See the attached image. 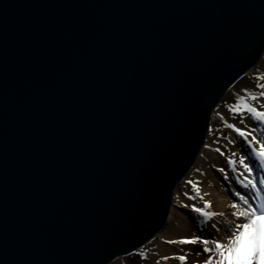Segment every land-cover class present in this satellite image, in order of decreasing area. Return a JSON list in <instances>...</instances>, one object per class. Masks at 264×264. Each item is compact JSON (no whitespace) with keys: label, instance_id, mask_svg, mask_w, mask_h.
<instances>
[{"label":"water","instance_id":"water-1","mask_svg":"<svg viewBox=\"0 0 264 264\" xmlns=\"http://www.w3.org/2000/svg\"><path fill=\"white\" fill-rule=\"evenodd\" d=\"M264 0H0V264H110L152 239Z\"/></svg>","mask_w":264,"mask_h":264},{"label":"snow or ice","instance_id":"snow-or-ice-1","mask_svg":"<svg viewBox=\"0 0 264 264\" xmlns=\"http://www.w3.org/2000/svg\"><path fill=\"white\" fill-rule=\"evenodd\" d=\"M258 87L264 89V83L259 84ZM259 97H264V91L258 95L254 93H248L247 96L240 95L234 104L228 105L233 114L241 116V124H244L243 116L246 113L252 120L259 122V129L252 128L250 131H245L241 127L225 121L229 129H233L239 137L243 138L247 149V154L241 155L238 160L229 157L227 161L232 171L238 173L236 176L237 183L247 190L245 194L233 190L234 196L239 198L240 203H233L230 207L238 209V211L232 212V217L238 222L233 225L224 213L206 211L210 208L209 201H204L202 207H197L195 204L191 205L192 211L201 217V224L207 225L216 216L224 217L223 224L227 232V243H222L216 238L203 239L200 235L167 241L169 244L179 245L201 244L202 252L196 253V255L208 254L204 264H264V110H258L253 103L249 102H255ZM257 131L260 132L259 138L253 134ZM216 150L219 151V149ZM235 155V153L232 154L233 157ZM249 160L255 163H247L246 161ZM257 165L260 170L258 176L255 174ZM238 166L242 167L244 171H239ZM220 171L224 172V169L221 168ZM224 178L228 179L227 173H225ZM188 183L192 184L193 191L196 193L189 198L196 200L199 196L200 199H203L197 184L191 180ZM185 195L187 196L188 193L186 192ZM184 206L187 207V205ZM211 227L219 232L216 224H212ZM140 255L143 257L145 253L141 252ZM187 255L186 253L175 258L181 264H185ZM162 259L168 260L169 257H162Z\"/></svg>","mask_w":264,"mask_h":264},{"label":"bare ground","instance_id":"bare-ground-1","mask_svg":"<svg viewBox=\"0 0 264 264\" xmlns=\"http://www.w3.org/2000/svg\"><path fill=\"white\" fill-rule=\"evenodd\" d=\"M263 54H264V51H263ZM258 62H260V60ZM261 77H264V73H261L258 76H254V78H255L254 83H250V85L247 87L248 90L245 91L244 94L252 93L250 90L258 91L256 93H260L261 91H263L264 89H261L258 87L259 84L264 83V79H261ZM235 83L231 87H233L235 85ZM230 88L227 91H229ZM224 96L222 97V99L224 98ZM222 99L220 100V102L222 101ZM220 102L217 104V106L214 108V110L211 113V116L209 119V128L207 130L206 143L203 147V150H202L194 168L188 174H186L183 177V179L178 183V185L175 187V189L173 191V197L171 199V205H170L169 212H168L167 218L165 220V223H164L163 227L158 231V233L153 237V238H155L156 236H158V238L164 243H158V241L155 240L151 244H149V246L145 249L146 253H149L150 251H155V255H156V257H153V259L148 260V262H147L148 264H158V262H159V264H181V262L178 259H176L175 257H177L179 255H184L186 253L188 255H187V259L185 261V264H204V260L207 258L208 254L196 255V253L202 252V245L199 243L196 245H193V244L179 245V244L167 243V241H169V240H179L181 238H191L192 236L197 235V233L195 232V230L191 224L193 218H191L189 211L185 210V209L192 210L191 205L196 204V203L191 204L189 202L187 203V201L184 199L185 186L183 185V182L185 185H189L188 181L186 183L185 179L187 178V176L190 175V173L191 174L193 173L191 175L190 180L196 184L198 183L197 186H199L200 190L203 192V194H205L206 201H209L210 198H212V200H214V202H210V208L206 209V211H214L217 213H223V211L221 212V210H218L216 206L221 204V206L229 209V208H231L230 205L235 203L234 201H231L229 199V197H227L228 196L227 190H222L221 183L218 180L217 181L213 180V178L216 179L219 176V175L216 176V172L213 170V168L216 167L218 170H220L222 165H223L222 168L224 169V172H222V173H224V174L227 173L228 179L233 180V178L235 179V177L238 175V173L233 174V172L231 174V170L229 171V168L227 167V165L225 166V160L223 159V157L218 156L217 154L212 152L213 146L208 139V132L210 129V125H211V122L214 118V113L216 112V109H217L218 105L220 104ZM261 102H260V100H257V101L252 102V103L258 109H260L259 106L261 104H262V107H264V105H263L264 102L263 103H261ZM222 117H223V115H221V118ZM233 124H235L237 127H241L245 131L251 130V129H249V127H248V129L244 128L245 125H243L241 123H237V124L233 123ZM225 132H226L225 130L220 129V131L218 133L219 137L216 140L217 144H219L220 150L223 151V153H224L223 155L224 156L229 155L230 157H232L233 159H236V160H238L241 155H246L247 149L244 145L243 138L239 137L235 133V131H233L231 134L230 144H227L226 142L223 143L221 136H223L225 134ZM253 134L257 135L258 138L260 136V133H257V132L253 133ZM249 139H251V137H249ZM214 149H216V148H214ZM233 153L236 154L234 157L232 156ZM246 162L247 163H255L252 160H249ZM238 168H239V171H241V172L244 171V169L242 167L238 166ZM209 169L212 172L209 171ZM255 174L257 176L260 174V170H259L258 165H257L256 171H255ZM218 179L220 180V178H218ZM210 182H212V183L216 182V184H217L216 187L215 188L210 187L211 186V185H209ZM186 188H187V186H186ZM240 191L242 193H246L247 190L240 188ZM203 204H204V201H200L198 207H202ZM184 205H187V207H185ZM181 208H185L184 210L186 211V213H188V215L185 212L182 213ZM234 211H238V209H233L229 213V219H231L233 225H235L238 222L232 217V212H234ZM192 212H194V211H192ZM190 213H191V211H190ZM196 216L198 217V220H196V221H200L201 217L199 216V214ZM216 217L223 224L224 217H220V216H216ZM193 221H194V223H196L195 220H193ZM223 226H224V224H223ZM204 233L205 232L203 231V234ZM217 239L220 240L222 243H227V232L225 231V227H223L222 232L221 231H220V233L217 232ZM131 253H133V252H131ZM127 255H129V254L118 256V257L114 258L112 261H114L115 259L120 260L121 257L127 256ZM162 257H169V259L165 260L166 262H164V259H162ZM213 258L215 259L216 257H213Z\"/></svg>","mask_w":264,"mask_h":264},{"label":"rangeland","instance_id":"rangeland-1","mask_svg":"<svg viewBox=\"0 0 264 264\" xmlns=\"http://www.w3.org/2000/svg\"><path fill=\"white\" fill-rule=\"evenodd\" d=\"M261 73H264V54L262 55L260 62L257 63L256 67H254L253 69H250L247 73H245V75H243L241 78H239L236 81L235 85L233 87H231L229 91L226 92L224 98L222 99V101L220 102V104L218 105V107L216 109V112L214 113V118H213L211 125H210V129L208 132V139L213 146L212 152L217 154L218 156L223 157V159L225 160V166L227 165V167L229 168V171L231 170V174L233 171L227 162L230 156L229 155L224 156L223 151L220 150L219 144H217V142H216V140L219 137L218 133H219L220 129L225 130L227 133L225 132V134L223 136H221L222 142L223 143L226 142L227 144H230L231 134L234 130L229 129L226 126L225 121L227 123H232V124L236 123L237 124V123H240L241 116L238 114H233L229 110L228 105L234 104L236 102L237 97L240 95H246L247 96V94H244L245 90H248L247 87L250 85V83H254V80H255L254 76H258ZM250 91L254 94H257V95L259 94V93H256L258 91H254V90H250ZM258 100H260V102L262 101L261 103H263L264 97H259ZM249 102H251V101H249ZM263 105H264V103H263ZM259 108L260 109H258V110H264V107H262V104L259 106ZM221 115H223L224 118L223 117L221 118ZM243 119H244L243 125H245L244 128H247V129H248V127H249V129H252V128L259 129L260 128L259 122L252 120L248 114L245 113L243 116ZM257 133H260V132L257 131ZM214 148L219 149V151H217ZM222 167H223V165L221 166V168ZM213 170L216 172V176L219 175L216 179L213 178V180H215V181L218 180L221 183L222 190H227V192H228L227 197H229V199L231 201H234L235 203H240L239 198L234 196V191H233V190H235V191L241 192L240 188H242L240 186V184L237 183L236 177H235V179L233 178V180H230V179L226 180L224 178V176H225L224 173H222L216 167H214ZM209 171H211V170L209 169ZM192 174L190 173V175L187 176V178L185 179L186 183H187V181H189L191 179ZM233 174H234V172H233ZM218 178H220V180ZM183 185L185 186L184 193H186V192L188 193L187 196L186 195L184 196V199L187 201V203L188 202L191 204L196 203L195 205L198 207L200 201H206L205 194H203V192L200 190L199 186H198V188H199L200 196H202L203 199H200V197L198 196L196 200H192L189 197L196 194L193 191L192 184L185 185L183 182ZM197 185H198V183H197ZM209 185H211L210 187L215 188L217 184H216V182H213V183L210 182ZM186 186H187V188H186ZM241 194H245V193L241 192ZM209 202H214V200H212V198H210ZM216 207L218 210H221V212L223 211V213H225V216L227 217L228 220H231V219H229V213L233 210L232 208L227 209L226 207L221 206V204L216 206ZM184 209L185 208H181L182 213L183 212L186 213L185 210H188L189 214L191 215V218H193V220H195L196 223H194V221L192 220L191 224H192L195 232L197 233V235H200L203 239H209V240H211L213 238L217 239V232L215 231V229H213L211 227V225L216 224L217 228H219V233H220V231L222 232L223 227H224L223 224L221 223V221L217 217H213L208 222L207 225H204V224H201L200 221H196V220H198V217L196 216V215H198L197 213L192 212V210H190V209H185V210ZM190 211H191V213H190ZM186 214L188 215V213H186ZM203 231L205 232L204 234H203ZM155 240H157L158 243H164L158 238V236H156L155 238L148 241L145 245H143L139 249L135 250L133 253H131L127 256L121 257L120 260L115 259L110 264H148L147 263L148 260L153 259V257H156V255H155V251H150L149 253H146L145 249L149 246V244H151ZM141 252L145 253V255L143 257L140 255ZM164 262H166V261L164 260Z\"/></svg>","mask_w":264,"mask_h":264}]
</instances>
